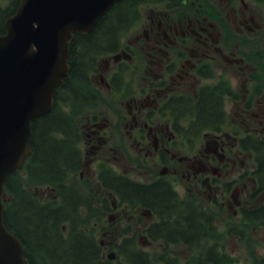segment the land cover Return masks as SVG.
<instances>
[{
  "label": "flooded vegetation",
  "instance_id": "af4514ba",
  "mask_svg": "<svg viewBox=\"0 0 264 264\" xmlns=\"http://www.w3.org/2000/svg\"><path fill=\"white\" fill-rule=\"evenodd\" d=\"M211 1L204 5L185 0L177 6L151 0L113 24L114 46L103 48L107 53L96 60L92 83L122 107L117 120L135 152L129 161L147 167L153 160L156 170L145 180L128 176L141 167L130 165L110 144L113 117L107 112L86 114L78 127L86 147L79 178L94 179L96 164L112 158L119 174L103 182L110 189L104 192L108 198L122 193L136 199L138 194L127 192L130 186H161L170 205L178 196L180 177L189 195L197 192L215 209L228 206L233 214L260 215L251 212L249 200L264 196V64L257 73L239 48L264 51V15L254 0ZM194 123L214 127L199 129L204 146L190 151L187 142ZM133 208L135 213L127 203L113 202L103 217L120 218L125 210L134 235L154 226L151 213Z\"/></svg>",
  "mask_w": 264,
  "mask_h": 264
},
{
  "label": "trees",
  "instance_id": "16d2710c",
  "mask_svg": "<svg viewBox=\"0 0 264 264\" xmlns=\"http://www.w3.org/2000/svg\"><path fill=\"white\" fill-rule=\"evenodd\" d=\"M146 1L124 0L112 10L108 18L100 20L89 34L75 36L70 44V71L62 90L72 98L83 97L85 102L93 100V96L86 98L91 87L87 71L93 67V61L100 51L113 43L116 36L112 30L113 24L122 22L128 14H134L135 9ZM17 3L18 0H11L5 9L0 8V34L3 32V21L12 14ZM75 89L83 95L77 96ZM73 115L75 108L70 113L61 109L57 92L52 110L32 122V152L21 170L29 181L59 184L69 170L78 167L79 153L74 144L77 130ZM160 187L130 186L127 192L138 194L139 201L146 206L156 203L158 207L164 208L168 192ZM5 191L9 197L5 201L4 224L22 242L27 264H150L149 256L136 249H127L123 261L103 259L94 237L81 228L84 223L82 219L74 211L64 213L52 203L42 205L23 188L19 172L7 176ZM72 201L68 200L69 203ZM67 220L71 221V225L67 232H62L61 225ZM196 223L189 217L185 226L176 225L174 230L169 231V240L186 243L214 237L212 221H204L205 228L201 234H198L201 225L197 227ZM203 255L207 264H234L224 250L220 253L215 248L206 247Z\"/></svg>",
  "mask_w": 264,
  "mask_h": 264
},
{
  "label": "water",
  "instance_id": "95a60500",
  "mask_svg": "<svg viewBox=\"0 0 264 264\" xmlns=\"http://www.w3.org/2000/svg\"><path fill=\"white\" fill-rule=\"evenodd\" d=\"M121 0H20L0 37V264H26L3 224L5 178L31 153V123L47 114L69 71L73 34L89 33Z\"/></svg>",
  "mask_w": 264,
  "mask_h": 264
},
{
  "label": "rangeland",
  "instance_id": "374dc122",
  "mask_svg": "<svg viewBox=\"0 0 264 264\" xmlns=\"http://www.w3.org/2000/svg\"><path fill=\"white\" fill-rule=\"evenodd\" d=\"M0 4L3 5V1L0 0ZM260 11L264 14V6L261 5ZM264 36V31L261 32ZM248 46V45H247ZM240 47V56H246V60L251 61L252 68L257 71V73L261 70V66H263L264 62V51H255L250 50L248 47ZM252 52L251 56L250 53ZM256 53L262 55V58L257 61ZM224 70H229L228 67L225 65L222 66ZM64 101L62 104L65 106L66 111H71L74 104L65 94H62ZM104 104L102 99H98V103L94 106L88 105L82 109V112L76 117V122L78 125H81L82 122L85 120V115L95 114L100 112V115H103L107 112L109 115L113 117L112 119V126L110 131L113 134V137L109 140L111 145H115L119 150H121L122 155H125L127 161L130 165L135 166V164L129 161V158L134 156L135 152L134 149L129 147V143L127 138L123 134L122 126L119 123V119L117 120V116L122 114V112L118 111V109H111ZM77 108V107H76ZM83 120V121H82ZM84 143L82 141V150H83ZM200 146L192 147V149L197 150ZM134 160V159H133ZM109 162V161H108ZM113 159L111 158L110 162L108 163L109 166L114 170V167H119L118 163L113 164ZM155 161L150 160L147 163V167H143L142 164L135 166L141 167L137 171H131L130 176L137 180H145L149 177H153L155 175L156 167L154 166ZM159 169V168H158ZM143 170L142 173L139 171ZM22 177L23 185L26 189H28L31 194H34L35 197L39 198L42 201H47L51 198L50 189L47 188L46 184L44 183H34L29 181L23 172H20ZM85 177V176H84ZM67 184L73 186L78 190L81 196L92 202L94 208H98V197H100L99 193L95 190V180L90 179L89 181H83L79 178V174H74L67 179ZM181 184L183 182H178V191L179 197L183 201H189V197L184 190L181 188ZM93 191L95 193V197L92 194ZM53 197V195H52ZM92 197V201L89 199ZM191 199L194 203L202 202L205 206V211L210 213L213 217V224L214 230L216 231V240H211L210 237H203L199 241L192 242L187 245H169L165 244L162 240H156L152 243H149L147 239L141 238L139 235L135 236V242L137 243L136 246L141 248L145 251L150 260V264H200L202 260L204 261L203 252L206 247L217 244L218 249L224 250L229 256L232 257L234 264H264V213L260 212L262 215L258 216L255 222L244 224L241 221L238 215L233 214L231 209L228 206L215 209L212 204L208 202H203L202 198L198 196L197 193L191 195ZM260 199V198H259ZM54 200L51 198V201ZM261 200V199H260ZM55 201V200H54ZM231 202V200H230ZM229 202V203H230ZM251 204V202H249ZM86 212V211H85ZM185 213V210L181 211ZM95 219H90L89 225L87 227L90 229L92 234L95 236L97 242L103 244V251L105 253H110L113 255L115 254L116 259H121V254L123 251L113 249V245L118 243L121 238L123 237V231H110L107 230L110 228L109 224L110 221L107 220V214L105 213L104 217L102 214L100 218L97 220V223L94 224ZM115 225V222L113 223ZM92 227V228H91ZM141 238V239H140ZM109 246V248H105ZM119 249V248H118ZM122 261V260H120ZM201 264H207L204 261Z\"/></svg>",
  "mask_w": 264,
  "mask_h": 264
}]
</instances>
